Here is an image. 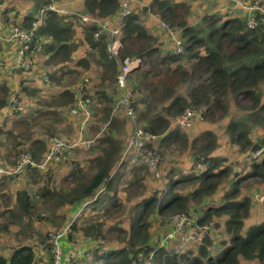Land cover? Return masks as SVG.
Listing matches in <instances>:
<instances>
[{"label":"trees","instance_id":"trees-1","mask_svg":"<svg viewBox=\"0 0 264 264\" xmlns=\"http://www.w3.org/2000/svg\"><path fill=\"white\" fill-rule=\"evenodd\" d=\"M30 1L33 3V11L24 13L20 21L16 22L15 4L13 0H6L3 4V19L5 25L11 26L10 30L14 27L33 28V41L42 45V52L46 56L45 63L52 66L46 72L48 87L60 91L46 92L42 95V101L39 99L27 113L16 114L10 127L0 131L7 140L4 143L9 149L8 154L13 151V161L8 165H15L24 153L30 154L36 161L42 156L44 159L50 146V137L57 135H53V132H42L33 136V126L39 119L45 118L46 123L43 126L47 127L53 122L51 116L68 118L71 120L70 124L80 120L70 112L79 98L76 92L77 80L62 83L63 76L76 72L88 74L87 81L94 79L98 86L107 81L115 83L121 63L126 57L140 59L138 67L128 76L131 91L129 105L143 131L154 136L145 143L149 150L162 156L163 147L173 146L186 134L184 127L173 125V121L156 111V103L169 100L165 106L166 112L175 115L174 121L187 108L202 109V119L195 118L194 125L204 130L199 139L201 152L196 155L192 165L178 176L171 175L172 169H169L164 174V182L154 177L157 180L153 179L152 186L161 184L159 189L155 187L148 194L129 196L127 202L132 201V208L126 226L117 220L107 223L115 217L118 218L124 210L117 195L118 180L130 176L132 178L127 181V187L135 184L143 187V179L147 175L143 173L144 170L148 169L152 176L154 173L144 162L129 163L128 159L120 161L127 145L126 137L122 133H127L128 137L132 133L131 117L119 102L122 90L116 86L119 89L118 94L113 97L103 88L94 93L83 87L82 92L80 91L81 97L89 98L91 114L83 130L84 142L79 141L72 148V151L76 150L74 155V152L70 153L72 166L68 164L61 175V185L56 184L52 170L48 168L54 166V163L61 164L66 161H50L44 171L26 166L24 170L30 169L46 175L33 192L21 188L9 195L8 189L3 188L4 181L0 182V231H7L12 223L32 227L27 237H22V231L14 233L18 244L8 252L0 251V264H34L42 258L38 257L40 254H45L43 260L51 263L50 226L56 231L65 225L69 226L66 239L77 244L82 242L84 250L79 255L76 254V258L69 264H146L147 261L150 264H264V217L260 218V223H253L244 230V223L250 217V199H240L239 195L241 188L249 182H264V150L257 157L251 156L252 152L264 147V137L253 141L249 138L252 131L262 129L264 132V100L259 92L264 86V22L258 21L256 26L249 27L244 16L239 14L228 13L221 16L202 13L200 24L192 27L188 24V17L195 10L193 2L196 0L189 3L183 0H150L144 6L142 0H134L120 22L121 47L117 56H110L107 33L102 32L97 38L94 37V33L99 30L96 22H83L79 17L80 13L76 11L63 14L49 9V4L58 3L57 0ZM2 3L0 0V4ZM214 5L215 1L210 0L205 12L217 11ZM83 6L98 19L117 18L122 8L121 0H83ZM136 7L152 11L178 30L180 37L184 38V53L173 54L158 43L148 32L150 22L139 17ZM77 29L81 30L79 38H76ZM186 52L192 53L197 59L195 71L200 73L198 78L201 83L199 86H194L196 83H193L186 94L176 95V83L168 85L167 78L173 75L178 81L183 79L181 82H188L192 73L171 66L170 63L184 57ZM31 71L34 72L33 69ZM156 76L159 77L157 81L149 80ZM23 82L24 80L20 82L21 90L28 93L27 95L34 96L39 90L29 89ZM229 90L236 93L237 108L246 112L236 119L228 118L229 107L227 108L223 100ZM141 91L145 92L144 96ZM11 94L10 87L1 83L0 109L7 105ZM19 99L21 100L20 97ZM103 101L111 102L103 110L110 132L98 138V153L88 155L90 157L85 159L88 166H85L77 156L81 154V145L89 141L85 137L90 131L94 109L99 104L103 105ZM119 116L123 118L119 120ZM216 126L223 129L224 134L230 135V147L238 146L241 152H248L247 157L251 160L249 164L237 165L231 171L229 163L225 166L221 164L230 162L221 153L226 147L220 148L218 155L212 154L217 143L211 128ZM114 129L121 135L123 144L116 137ZM158 163L163 168V164L159 161ZM120 164L121 169H118ZM23 173L24 171L19 177ZM230 176L233 178L231 189H227L222 201H211L222 179ZM243 181L247 182L244 186L241 185ZM187 183H193L194 186L187 188L185 194L177 190L179 185L184 186ZM192 201L197 203L194 207L190 206ZM72 211L76 216H71ZM182 211H189L200 222L214 221V217L226 216L224 226L229 241L224 239L220 242L211 232L201 242H190L179 253L164 257L168 250H155V247L164 231L169 230L166 216ZM54 217H58L59 221L54 222ZM35 222H47L48 229L35 230ZM153 225L158 228L153 230ZM36 236V243L24 241L25 238Z\"/></svg>","mask_w":264,"mask_h":264},{"label":"rangeland","instance_id":"rangeland-1","mask_svg":"<svg viewBox=\"0 0 264 264\" xmlns=\"http://www.w3.org/2000/svg\"><path fill=\"white\" fill-rule=\"evenodd\" d=\"M14 2H22L24 0H13ZM150 0H142V6L146 5L149 3ZM187 3L191 2L192 0H183ZM210 0H196L193 2L194 4V12L192 14L189 15L188 17V24L192 25V27H196L200 24V18H201V14L203 13H215V14H220L221 16L223 15H227L228 13H232L234 15L239 14L242 17H245V9L242 8L240 6V4L238 3L241 2L243 4H252L255 3L256 1H259L260 5L264 7V0H214L215 1V10L217 9V11H206V5L209 3ZM58 3L55 2V5H58ZM16 6V5H15ZM141 6V7H142ZM58 7V6H57ZM141 7H136L135 10L137 11L139 17L141 19H143V21L145 22H151L153 21H157L158 24V28L159 30H161V23H166L168 24L170 27H172L167 21L161 19L158 15L154 14L152 11L147 10L144 11L142 9H140ZM17 9L22 10L21 7H18V5L16 6ZM235 11H234V10ZM177 27V29L179 28L181 30L180 27L178 26H174ZM19 28V27H18ZM173 28V27H172ZM159 37V36H158ZM158 37H155L154 39L158 41ZM184 40V38H183ZM13 44L16 45V49L18 47V44L16 42H11ZM159 43V42H158ZM43 47L41 46V49L39 52H36L34 54V52L31 54L33 55V60L34 63L31 67L30 70L25 71L26 73H29V71H31L32 69L34 70V72H30L28 75L23 74V76L25 77L26 81H25V86H28L29 89H34V84L33 81H29V80H37L41 81L40 78L37 76L38 71L42 72V71H47L52 68L50 66H45L44 62L41 63L42 61V57L45 56L42 52ZM184 53V52H183ZM79 53H76V55H78ZM196 63H197V59L192 55V53L190 52H186V55L184 57L179 58L177 61L170 63L171 66H176V67H180V70L186 71L187 73H192V77L190 78V80L188 82H181L183 79H180L178 81V78L173 75H170L167 78V84L169 85L170 83H176V95L178 94H186V92L190 91V89L192 88V84L196 83L194 86H199L200 82V78H198V76L200 75V73L198 71H195V67H196ZM81 71V70H79ZM88 74H78L76 72L74 73H67L65 76H63L62 78V83L65 82H71L74 79L77 80L76 83V92L78 93V97H81V92H79L77 90L78 86L84 81L85 78H87ZM194 75V76H193ZM206 75H204L203 78H205ZM0 79H1V75H0ZM159 77H150L149 80L154 81V80H158ZM12 82V86L14 84H16V87L18 86L19 82H20V78L16 79V83H13V80H10ZM180 82V83H179ZM63 85H61L62 87ZM117 83L115 81V83L113 81H107L105 82L102 86H98V82L94 79H92L91 81H87V83L85 84L84 87H86L85 89H88L89 92H94L97 89H105L107 94L109 96H113L115 97L118 94L119 90L117 87ZM64 88V87H62ZM53 88L52 91H54ZM61 89V88H59ZM75 89V88H74ZM141 95L144 96L145 92L141 91ZM261 96H262V100H264V86L259 90ZM24 95H27L24 92H21ZM18 95V94H17ZM17 97V96H16ZM18 97H20L18 95ZM17 97V98H18ZM21 100L18 98L19 101V105L21 107L20 110H18L16 112V114L18 113H27L29 112L33 107H34V103H36L39 99L42 101L44 96H42V94L38 91V93H36L33 98H28V97H20ZM224 103L227 105L228 108V118L230 119H236L239 116L243 115L246 112H243L242 110H240L239 108H237L238 101L236 98V93L232 92V91H227L225 94V97L223 98ZM10 101V97L9 100ZM167 101H163V102H159L156 103L157 108L156 111L162 113L164 116L168 117L171 122L173 121V125L176 124V122L173 120L175 117V115H171L168 114L166 112V105H167ZM245 102V101H244ZM105 103V104H104ZM111 105V102H106L103 101V105H98L95 109H94V113L93 116L90 120V131L89 134L86 135L85 139L89 140V142H87L86 144H82V149H79V151L81 152L80 155L77 156L78 160L81 161L82 163L85 164V166H88V164L86 163V158L88 159V155H93V154H97V141L98 138L101 137L102 135L109 133L110 132V128L109 125H107V121L104 119V113L103 110L106 106ZM245 110V109H244ZM15 114V115H16ZM118 116V115H117ZM51 120L53 121L51 123V125L49 127H47V125L43 126L45 122V118H41L39 119V121H37V123L33 126V136H38L40 135L42 132H53V135H57V136H61L64 138H69V139H74L76 140L78 138V133H79V129L77 127L78 130H74L73 127L70 126V121L68 118L65 117H60L55 116V117H50ZM121 118H123L122 116H119V120H121ZM202 119V118H201ZM69 120V121H68ZM81 121V120H80ZM132 123V124H131ZM130 123V128H133V122L131 121ZM195 123V119H193L188 126L184 127L183 129L186 131V134L179 138V141H177L176 143H174L173 146L167 145L165 147L162 148L161 150V154L162 156H158V161L161 162L163 164V168H160V163H158V165L156 164L155 167H157L158 170V175H156L155 170L152 169L153 171V176L152 173H149L148 169H145L143 173H146V177L143 179V187H138V184H135L133 186H128L127 187V181H129L132 177L130 176H124L122 178H120L118 180L119 185H117V195L119 197V200L122 201L123 205H124V210L123 213L117 218H113L112 220L108 221L107 223H111L113 222V220H117L119 223H121V225L126 226L129 223V218L131 215V202H127L128 201V197L131 195H137V194H148L149 191H151L153 188H157L159 189L161 187V184H157L156 186H152V183L154 180H157L155 178L161 179L162 182H164V179H166V177H164L165 173H168L167 171L169 169H172V172L170 173L171 175H180V173L183 172V170L185 168H188L190 165H192L193 161H195V157L196 155L201 152L200 149V142L199 139L201 138L202 134L200 135V133L204 130L203 128H198L196 125H194ZM214 122H212L213 124ZM7 123H2L0 122V126L5 127ZM137 124L140 126V123L137 122ZM178 125V124H177ZM45 129H47L45 131ZM215 135H216V143L217 145H215L213 148L217 147L218 149L224 148V155H226L229 158V161L231 162H221V164H223V166H225V164L229 163V170L232 168H235L237 165H245V164H249L251 162V160L248 159L247 154L248 152H241L238 148V146H233L232 148L228 145V141L230 139V135H226L223 133V129H221L219 126L216 127H212L211 128ZM115 131V135L116 137L121 140V135L119 133H117L116 129H114ZM211 132V131H210ZM213 133V132H211ZM125 135L126 140H127V144H128V134L126 133H122ZM70 135V136H68ZM256 135H259V133H257ZM254 134H251L249 136L250 140H256L257 136ZM214 136V134H213ZM45 137H49V136H45ZM128 137V139H127ZM185 139V141H184ZM194 140V141H193ZM122 144H123V140ZM124 146V145H123ZM8 147L6 149H4L3 147L0 146V166L1 165H8V163H11L13 161V151L10 152L9 154L11 155V157H9L8 154ZM125 150V148H124ZM131 150V149H130ZM214 150V149H213ZM73 155V154H72ZM156 155V154H155ZM43 158V156H42ZM37 160V161H42L43 159ZM72 156H70V158L61 164H57L54 163V166L49 167L48 169L52 170V177L55 179L56 184L57 185H61V175L66 171V168L68 166V164L70 166H72V162H70ZM120 161H125L124 159L120 160ZM128 161V160H127ZM58 162V161H57ZM129 163H133L130 162ZM121 165H119L118 169H121ZM149 166V165H148ZM222 166V167H223ZM150 167V166H149ZM151 168V167H150ZM26 171V172H25ZM119 171V170H117ZM22 173V172H21ZM231 174V173H230ZM21 175V174H20ZM19 175V176H20ZM26 175V176H25ZM19 176H14V177H10L9 180H3L5 184H3V188L8 189V194L12 195L11 193H13L15 190L17 189H26L30 192H33L36 190V188L40 185L39 182L46 176L45 174H40L37 171H33L30 169L24 170V173L21 177ZM19 177V178H17ZM155 177V178H154ZM229 177V176H228ZM228 177L222 179V182L220 184H226L228 183ZM154 179V180H153ZM233 179V178H232ZM247 182L243 181L241 183L242 186H244ZM253 184V187H260L261 185H263L262 182H255V181H251L249 182V185ZM231 185L230 184V189H231ZM18 186V188H16ZM193 183H187L184 186L179 185V187L177 188V190L183 194H185V190L189 187H193ZM244 187H247L244 186ZM0 189H1V185H0ZM240 199L244 198L245 196L240 195ZM264 197V194L262 195ZM250 199V204L252 205V216H251V220H254L253 222H255V220L260 219L259 217L262 215H264V204L262 205V201H264V198L262 200H258L255 197L252 198V196L248 197ZM125 201V202H124ZM1 199H0V203H1ZM256 203H260V204H256ZM197 203L192 201L190 203V206L194 207ZM82 207L84 206V204L81 205ZM68 213H70V210H67ZM66 211V212H67ZM72 217L76 216L73 215V211L71 213ZM214 230H213V237H215L216 239L220 240V242L224 239H227V241H229V237L228 234L225 231V228L223 227L222 224L218 223L216 218L214 217ZM54 222H58L59 218L58 217H54L53 218ZM107 226L111 225V224H106ZM33 227L35 230L38 231H45L48 229V223L47 222H35L33 224ZM244 227H248L246 225H244ZM64 228V226L62 228H60V230H62ZM158 226L153 225V230L157 229ZM244 228V230H245ZM32 229L31 226L29 225H24V224H19V223H12L11 227L5 231L2 232L0 231V251L1 252H7V250H9L11 247H13L15 244H18L15 237H14V233L17 231H22L23 235L22 237H27L28 232ZM53 227L50 226V231H51V237L53 235V237L59 232H55L53 231ZM166 231H164L163 235L165 234ZM66 234H63L62 236H65ZM162 235V236H163ZM60 236L58 238V245H59V249L61 251L62 257H63V263L62 264H69L70 261L76 258V254H79L82 250V242H78L81 244H77L75 242H70L68 240H64L62 241V245L60 243V238L62 237ZM37 236L35 238H25L24 241L26 242H30V243H36L37 240ZM85 244V242H84ZM90 244V243H89ZM40 258L39 260H43V258H45V254H40L38 256Z\"/></svg>","mask_w":264,"mask_h":264},{"label":"built area","instance_id":"built-area-1","mask_svg":"<svg viewBox=\"0 0 264 264\" xmlns=\"http://www.w3.org/2000/svg\"><path fill=\"white\" fill-rule=\"evenodd\" d=\"M134 0H121V10L117 18L104 17L103 19L96 18L95 22L99 25V30L94 33V37L97 38L102 32H106L108 37L107 48L110 56H117L118 51L121 47L120 40V22L122 17L127 13L131 3ZM240 6L245 9L244 20L249 27H254L257 25L258 21L264 22V7L260 5L259 1L252 4H243L238 1ZM49 9L55 10L63 14H71L73 11L68 9H59L53 4H49ZM41 13L43 10L40 11ZM79 17L83 22H88L90 17L85 14H79ZM33 28L32 29H21L14 27L10 30L9 34L6 36L7 40L10 42H16L18 47L16 49L15 59L12 64V68L20 71H28L31 69L34 60V51L39 52L41 49V44L37 41H33ZM158 42L164 45L171 53L179 55L184 52L183 39L179 35V31L170 27L166 23H161V32L158 37ZM140 64L139 58L130 59L126 57L121 63V70L116 76L117 86L122 90V97L120 103L124 106L126 113L131 117L133 122L132 133L129 136L128 144L122 153V159H128L130 162H144L148 164L151 169L155 170L156 175H158V170L156 164L158 165V156L149 150L145 143L146 141L152 140L153 135L143 131V129L137 124L135 114L129 105V98L131 95L130 88L128 86V76L135 68ZM87 83V78L78 86L77 90L80 92L82 88ZM14 93L10 97L9 101V111L8 114L15 116L16 112L21 109L18 101V96ZM202 109L192 110L186 109L185 113L176 117V124L181 127H186L195 118H202ZM72 115L80 116L81 121L78 127L79 133L78 138L75 141H71L68 138L53 136L50 137V146L47 153L44 155L42 161H36L30 154L24 153L20 156L18 162L15 165L0 166V180L3 177H11L20 174L24 171L26 166L35 167L42 171L45 170L47 164L50 161H67L70 157L72 148L81 142L83 130L85 128L86 122L88 121L91 108L89 98L79 97L76 104L70 109ZM89 142V141H87ZM131 149V150H130ZM261 149L252 152V157H257L260 155ZM258 200H262L264 197L262 195H254ZM168 223L171 228L162 236L155 250L167 249L168 252L164 253V257L168 255H174L179 253L183 248H185L190 242H201L208 234L214 230V221L200 222V219L189 213V211L176 212L166 216ZM199 220V221H198ZM68 225H65L62 230L59 231L54 237L52 235V262L47 263L45 260H36L34 264H62L63 257L58 245V238L68 231ZM80 254V253H79ZM77 254V255H79ZM73 260V259H72ZM146 264H150L147 261Z\"/></svg>","mask_w":264,"mask_h":264},{"label":"crops","instance_id":"crops-1","mask_svg":"<svg viewBox=\"0 0 264 264\" xmlns=\"http://www.w3.org/2000/svg\"><path fill=\"white\" fill-rule=\"evenodd\" d=\"M5 1L6 0H2L3 3L0 4V75H1L0 84L1 83H6L10 87V89L12 90V94L15 93L16 95L18 94L20 97L22 96V97L33 98V96L24 95V94L21 93V92H24V91L21 90L22 85L20 84V82H22V80H24L23 83L25 85L26 79L23 76V74L28 75L32 71H29V73H26V72H23V71H20V70H15V69L12 68V64L14 62V59H15L14 57H15V54H16V45L11 43L10 41H8L7 38H6V36L10 32L9 30H10L11 26L5 25L6 22L3 19L2 11H3L4 7H5V6L3 7V4H4ZM57 1L59 2L58 5H55L53 3L52 4L55 5L56 7L58 6L57 8H59V9H63V10L68 9L70 11H76L78 13L88 15L90 17V20L87 23L95 22V20L97 18L94 15L88 13V11L84 8L83 0H57ZM14 4L16 6L18 5V7L22 8V10H20V11H19V9L16 8L17 12H16L15 18H14L16 22L20 21L22 16L25 15L24 13L33 11V3L30 0H24L22 2H14ZM34 15H36V12L34 13ZM147 29H148L149 34H152L154 36V38L158 37L159 34H160V30L158 28L157 21H153L152 20L150 22L149 27ZM77 30H78V32H77L76 38L77 37L79 38L81 30L80 29H77ZM45 60H46V56H43L41 63L44 62L45 66H49V65H47L45 63ZM50 67H52V66H50ZM46 72L47 71H42V72L38 71L37 76L40 78L41 81H38V79L37 80H29V81H33L34 89L38 88L39 89L38 91L42 95L45 94L46 92H52V93L59 92L60 90H58V89L52 91L53 87H48L49 83H48L47 73ZM17 78H20V82H19L18 86L16 87V84H14L12 86V82L10 80L12 79L13 83H16V79ZM38 91L36 93H38ZM8 100H9V98H8ZM8 105H9V101H8V103H7V105L5 107L0 109V122H1V124L8 122V124L5 127L0 126V131H4V130L8 129L10 127V124H11L12 120H14V118H15V116H11L10 114H8V111H9ZM77 117H79L80 120H81L80 116H77ZM80 120L78 119V121L72 122L70 124V126L73 127V129L75 131L78 130L77 129V125L79 127ZM257 133H259V135H256ZM251 134L256 135L257 138L260 137L259 139L264 137V132H263L262 129H259V130L254 131V132L252 131ZM259 139H256V140H259ZM4 142H7V140L5 138V135L0 132V146L3 147L4 149H6L7 145ZM74 151L76 152V150H73L72 153ZM213 151H214V153H212L213 155H218L219 149L217 147H215ZM75 152L73 153V155L75 154ZM224 152L225 151H222L221 153L224 155ZM1 166H3V165H1ZM4 166H6V164ZM15 176H17V175H15ZM18 176H19V174H18ZM11 177H14V176H11ZM9 178L10 177H5V178L3 177V179H1L0 182H2L3 180H7L8 181ZM17 178H19V177H17ZM231 180H232V178L230 176V178L228 179V183L219 186L217 192L215 194H213L214 196L211 198V201H214V202H221L222 201V197H223L224 193L227 191L228 188H230V184L232 183ZM262 183H263V185H261L260 187H253V184H251V185L248 184L247 187H242L241 190H240L239 195H242V196H245V197L252 196V198H253L254 195H263L264 194V182H262ZM16 188H18V186ZM261 203L263 205L264 201H262ZM256 204H260V203H256ZM252 215H253L252 214V205L250 204V217L244 223V225L248 226L246 228L244 227L245 230L248 229L251 226V224H253V223L254 224L260 223V219L255 220V222H253L254 220L250 219ZM262 217H264V215L263 216L261 215L259 218H262ZM215 218H216V220L218 219L217 222L222 224L223 227L225 228L224 223H225L227 217L226 216H218V217H215ZM170 228H171V225L169 224V229ZM65 239H66V235L62 236L60 238L61 245H62V241H64ZM7 252H8V250H7Z\"/></svg>","mask_w":264,"mask_h":264}]
</instances>
